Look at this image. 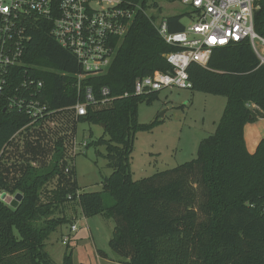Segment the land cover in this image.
Wrapping results in <instances>:
<instances>
[{
    "label": "trees",
    "instance_id": "16d2710c",
    "mask_svg": "<svg viewBox=\"0 0 264 264\" xmlns=\"http://www.w3.org/2000/svg\"><path fill=\"white\" fill-rule=\"evenodd\" d=\"M258 6L255 30L264 37V0ZM182 18H166L171 34L184 31ZM50 31L45 21L33 24L21 64L4 77L0 188L11 196L22 194L23 200L17 209L0 202V264H56L46 242L68 223V202L78 203L86 218L114 221L109 246L121 264H264V139L252 154L244 135L248 123L264 117V66L250 44L215 49L207 67L193 64L188 70L192 91L227 98L216 131L201 141L197 158L136 181L130 172L135 136L153 131L160 122L139 123L140 104H153L159 93L136 97L134 83L171 71L165 55L177 49L166 44L140 12L128 33L115 39L117 50L109 69L92 76ZM29 79L42 82L43 89L23 91L21 85ZM87 88L98 100L103 88L111 92L109 103L88 107L87 116L77 120L104 126L110 139L95 144L107 146L114 172L105 179L102 192L76 194V182L66 176L76 177V170L63 166L60 144L48 165L32 164L38 163L35 149L24 158L16 150L8 153L11 146L26 142L24 138L18 144L19 135L38 129L45 119L32 125L24 111L9 108L7 98L37 97L53 114L83 101ZM248 103L261 111L252 113ZM55 180L57 187L46 193L45 201V188ZM98 254L108 258L103 251ZM62 264H75L73 250H67Z\"/></svg>",
    "mask_w": 264,
    "mask_h": 264
},
{
    "label": "built area",
    "instance_id": "2783aa9c",
    "mask_svg": "<svg viewBox=\"0 0 264 264\" xmlns=\"http://www.w3.org/2000/svg\"><path fill=\"white\" fill-rule=\"evenodd\" d=\"M259 1L180 0L191 9L192 24L185 26L183 32L171 34L167 20L160 19V15L155 19L142 0H0V105L7 85L4 77L10 68L21 64L25 47L32 39L29 31L37 21L50 24L51 37L75 55L85 74L95 76L104 74L111 66L117 50L115 39L123 38L137 14L144 13L165 43L177 49L165 55L171 71L155 72L135 81L134 96L147 97L165 89H192L190 66L207 67L215 49L233 44H250L260 66H264V37L255 30ZM34 86L37 92L43 89L42 82L31 79L25 80L21 89L29 91ZM101 96L98 100L92 88H87L83 101L71 109L77 118L86 117L88 107L106 105L112 100L108 88L102 89ZM7 101L9 108L29 115L32 125L52 114L34 96H15ZM246 106L252 113L261 111L254 103ZM7 197L14 196L0 188V202L9 205ZM76 230L72 226V233ZM70 242V236L63 240L64 245Z\"/></svg>",
    "mask_w": 264,
    "mask_h": 264
},
{
    "label": "rangeland",
    "instance_id": "374dc122",
    "mask_svg": "<svg viewBox=\"0 0 264 264\" xmlns=\"http://www.w3.org/2000/svg\"><path fill=\"white\" fill-rule=\"evenodd\" d=\"M150 15H160V19L183 15L182 23L189 27L191 9L179 0H142ZM227 104V98L191 89H165L159 92V98L153 104L142 103L139 106L138 121L149 125L155 121L160 124L150 132L136 134L131 155L130 172L133 180H142L179 165L195 160L201 141L215 133ZM248 151L256 152L264 139V117L248 123L244 129ZM26 138V142H20ZM110 139L103 126L80 122L73 109L58 111L44 120L36 130L27 131L16 138L19 146H11L8 153L17 151L20 158L31 156L30 151L38 153V163L51 160L58 144L62 152V164L66 168L75 167L76 177L66 175L76 182L77 193H99L103 183L114 170L107 159L106 145H96L97 141ZM65 177V176H64ZM57 181L49 184L44 191H55ZM74 192V191H73ZM71 193L74 195V193ZM65 216L68 223L52 234V247H47L56 264L63 263L67 250H73L76 264H121L112 252L109 242L115 232V223L103 216L86 218L78 203L68 202ZM72 226L77 230L72 233ZM70 236L69 245L64 238ZM48 245V241L46 242ZM97 251L107 253L109 259L101 258ZM118 263H115V262Z\"/></svg>",
    "mask_w": 264,
    "mask_h": 264
},
{
    "label": "water",
    "instance_id": "95a60500",
    "mask_svg": "<svg viewBox=\"0 0 264 264\" xmlns=\"http://www.w3.org/2000/svg\"><path fill=\"white\" fill-rule=\"evenodd\" d=\"M154 17H155V19H157L159 17V14H156ZM22 200H23V195L20 193L15 195L13 198L7 197V199H6L9 206L13 209H17L19 207L20 203L22 202Z\"/></svg>",
    "mask_w": 264,
    "mask_h": 264
},
{
    "label": "crops",
    "instance_id": "0c3cea01",
    "mask_svg": "<svg viewBox=\"0 0 264 264\" xmlns=\"http://www.w3.org/2000/svg\"><path fill=\"white\" fill-rule=\"evenodd\" d=\"M11 196V195H10ZM54 234V233H53ZM56 234V233H55ZM52 236V235H51ZM51 236H50V238H51ZM50 238H49V240H48V245H46V248L49 246V247H52L53 246V244H54V240H50ZM47 251V250H46ZM49 253V252H48ZM97 254H98V251H97ZM49 255L51 256V254L49 253ZM99 255V254H98ZM51 258H52V256H51ZM64 258V257H63ZM53 259V258H52ZM73 259H74V252H73ZM107 259H109V257L107 258ZM105 260V259H104ZM75 262V261H74ZM112 262H115V261H112ZM115 263H118V262H115ZM76 264V263H75Z\"/></svg>",
    "mask_w": 264,
    "mask_h": 264
},
{
    "label": "snow or ice",
    "instance_id": "6c2138e0",
    "mask_svg": "<svg viewBox=\"0 0 264 264\" xmlns=\"http://www.w3.org/2000/svg\"><path fill=\"white\" fill-rule=\"evenodd\" d=\"M5 11H7V9H5Z\"/></svg>",
    "mask_w": 264,
    "mask_h": 264
}]
</instances>
